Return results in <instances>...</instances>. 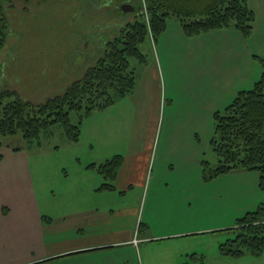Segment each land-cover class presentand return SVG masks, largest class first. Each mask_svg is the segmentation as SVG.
Here are the masks:
<instances>
[{
  "label": "rangeland",
  "instance_id": "1",
  "mask_svg": "<svg viewBox=\"0 0 264 264\" xmlns=\"http://www.w3.org/2000/svg\"><path fill=\"white\" fill-rule=\"evenodd\" d=\"M124 3L135 6V10L124 12L121 8ZM2 6L7 33L5 43L0 48V91L15 90L23 100L33 104L42 103L48 97L61 94L67 86L83 75L87 67L95 63L102 54L106 41L117 34L121 25L133 21L140 14H146L142 0H7ZM166 20L167 42L173 49L177 48L179 51L183 48L185 51L168 67L170 71L174 70V81L179 84L196 81L204 83L205 76L208 75L206 70L212 66L210 61L216 58L212 50L217 41L216 34L226 29L186 36L181 32L176 17L172 16ZM150 38L149 33L148 39ZM151 45L145 41L139 48L146 62L152 58L154 52V43L151 42ZM130 63L137 72V80L140 81L143 65L135 58H130ZM174 97L176 100H171V96L162 93L160 105L152 117L153 121H145L149 118L143 112H135L136 120L121 117L126 111L123 107L118 111L115 109L120 104L117 99L108 109L101 112L92 111L91 117L83 119L77 142L68 141L58 124L41 132L40 145L25 140L20 133L4 136L0 146V161L3 160V155L5 158L8 150L16 152L17 155L15 159L8 156L0 165V178L8 180V188L11 186V179L21 188L19 181L22 179L25 196L28 194L27 184L30 180L34 187L32 189L39 194V204L48 208V212L57 219L58 215L75 204L84 206V210L89 204L94 207L99 201L111 209L114 217L123 207L133 206L135 214H129L133 218L130 222L131 225L134 222L136 224L137 231L134 236L138 233L140 236L141 231L146 228L142 218L149 213L152 196H145L142 187L137 184L126 193L120 194L117 190V193L112 195L104 193L102 196H95L98 190H103L99 187L100 182L103 183L105 179L97 174L95 169L90 168L89 164H98L115 154L128 158L135 150L139 151L147 144H150V161L154 162V168L157 163H178L183 160L182 152L177 149L164 153L166 147L171 144L166 136L167 121L163 120L164 106L186 98V92L181 85L174 90ZM210 98L208 90L201 85L198 131H195V127L193 131L197 133L194 134L197 148H194L190 155V161L194 163L193 173L197 174L199 179L198 186L194 183L198 196H186L181 199L187 207L200 208L202 198H206L201 181L202 162H207L208 167H215L217 164L210 141L214 135V113L223 107L215 110L217 106ZM69 118L72 123H77L76 112L71 111ZM96 122L105 123L103 130L99 132V135L104 134V141L96 134L92 124ZM151 131L152 140L148 142L147 136ZM178 136H183V132L177 131L174 137ZM197 168L198 172L195 171ZM166 169L171 170L170 166ZM237 169L242 170V178L235 177L238 185H233V196L226 200L231 201L232 219L228 222L231 225L197 235V264H264V253L259 256L245 253L239 258L218 254L219 244L227 239L226 232L236 220L235 217L242 216L245 211L255 209L259 203L264 202V188L258 185L260 172L239 167L230 171ZM166 172L176 176L177 169ZM151 174L152 172L148 171L146 179H149ZM252 178H256L255 185L258 190L251 185ZM93 187L95 189L89 195ZM211 190L215 191L213 187ZM10 194L11 192L7 191V195ZM242 199L245 201L239 202ZM207 206L217 208L218 202L212 204L210 201ZM6 208L7 206L3 207ZM136 247V258L131 254L130 258H123L122 253L127 254L128 251L119 249L116 256L119 258V264H144V246Z\"/></svg>",
  "mask_w": 264,
  "mask_h": 264
},
{
  "label": "crops",
  "instance_id": "2",
  "mask_svg": "<svg viewBox=\"0 0 264 264\" xmlns=\"http://www.w3.org/2000/svg\"><path fill=\"white\" fill-rule=\"evenodd\" d=\"M247 4L255 15L251 35L245 38L233 28L217 32V41L212 48L216 58L210 61L212 66L206 70L208 75L204 83L196 81L179 84L174 81V70L170 71L168 67L185 51L183 48L179 51L173 49L165 38V28L156 42L147 40L149 46L151 42L154 43L152 52L155 55L153 52L152 58L142 64L140 81L137 80L135 88L127 94L130 96L125 95L117 100L120 104L115 109L118 111L123 107L126 111L124 115L120 114L121 117L136 120L135 112H143L149 118L145 121H153L162 93L176 100V87L181 85L186 92V98L164 106L163 112V120L167 121L166 136L171 143L164 153L177 149L182 152L183 160L178 163H157L154 168V162L150 161V144H147L143 149L135 150L128 158H123L113 182L114 189L94 192L95 196L104 193L112 195L117 190L121 194L137 184L142 187L145 196L150 194L152 203L149 213L142 218L146 228L140 236L139 233L134 236L136 224L134 222L131 225L130 222L133 218L129 214H135L133 206L123 207L114 217L111 209L99 201L94 207L89 204L84 210V206L75 204L58 215L57 219L48 212V208L39 204V194L32 189L34 187L30 180L27 184L28 194L25 196L22 179L19 181L21 188L12 179L8 188V180L0 178V264H119V258L116 257L119 249L128 251L127 254L122 253L123 258H136L135 248L139 245L144 246V264H197V235L231 225L228 222L232 219V206L231 201L226 200L233 196V185H238L235 177L242 178V170L237 169L219 174L209 182L201 180L206 198H202L200 208L187 207L181 202L186 196H198L194 183L198 186L199 179L193 173L194 163L190 161V155L197 148L194 140V134L197 133L193 131L194 127L198 131L199 89L202 85L208 90L211 102H215V110H218L228 105L237 92L252 88L260 77L262 69L253 56L264 58V0H247ZM173 53L175 55H171ZM89 117L91 114L85 118ZM92 124L99 139L104 141V134L99 135V132L105 123ZM177 131L183 132V136L175 138ZM152 136L153 131L147 136L148 142ZM16 155V152L8 150L0 165L8 156L15 159ZM168 166L171 170L177 169L176 176L166 172L171 171L166 169ZM148 171L152 174L146 179ZM195 171L198 172V168ZM255 180L252 178L251 185L257 189ZM212 187L215 191L211 190ZM94 189H91V193L89 191V195ZM7 191L11 192L10 196ZM210 201L212 204L218 202V207L207 206ZM244 201L242 199L239 202ZM4 206L7 208L3 209ZM242 216L235 218L237 220ZM236 220L231 227L236 226ZM226 233L227 239L233 234L229 230ZM133 238L137 239V244L132 243ZM218 254L230 256L221 254L219 249Z\"/></svg>",
  "mask_w": 264,
  "mask_h": 264
},
{
  "label": "trees",
  "instance_id": "3",
  "mask_svg": "<svg viewBox=\"0 0 264 264\" xmlns=\"http://www.w3.org/2000/svg\"><path fill=\"white\" fill-rule=\"evenodd\" d=\"M0 0V48L5 43L7 22ZM27 1V0H26ZM146 14L121 25L117 34L106 41L95 63L74 80L61 94L33 104L23 100L15 90L0 91V146L4 136L20 133L40 145L43 130L60 125L65 137L77 142L80 127L92 111L105 110L132 92L137 72L130 63L135 58L146 62L140 45L151 34L154 42L166 28V19L176 17L186 36H195L217 29L233 28L245 38L252 32L255 15L247 0H143ZM147 25H149L147 27ZM261 66V75L252 88L237 92L233 100L214 113V135L210 145L216 157L215 167L202 162V178L209 181L234 168L258 170L259 187L264 188V58L253 56ZM71 111L77 113V123L70 121ZM123 162L115 154L102 162L90 163L106 181L99 189H114V179ZM234 235L219 244L223 255L239 257L245 253H264V202L246 212L228 228Z\"/></svg>",
  "mask_w": 264,
  "mask_h": 264
},
{
  "label": "water",
  "instance_id": "4",
  "mask_svg": "<svg viewBox=\"0 0 264 264\" xmlns=\"http://www.w3.org/2000/svg\"><path fill=\"white\" fill-rule=\"evenodd\" d=\"M121 8L124 12H127V11H134L135 10V6L129 4V3H124L121 5Z\"/></svg>",
  "mask_w": 264,
  "mask_h": 264
},
{
  "label": "built area",
  "instance_id": "5",
  "mask_svg": "<svg viewBox=\"0 0 264 264\" xmlns=\"http://www.w3.org/2000/svg\"><path fill=\"white\" fill-rule=\"evenodd\" d=\"M136 241H137L136 239L133 240L134 243H136Z\"/></svg>",
  "mask_w": 264,
  "mask_h": 264
}]
</instances>
